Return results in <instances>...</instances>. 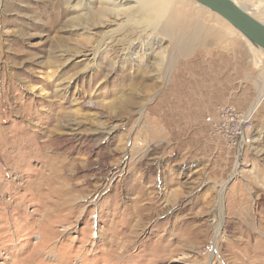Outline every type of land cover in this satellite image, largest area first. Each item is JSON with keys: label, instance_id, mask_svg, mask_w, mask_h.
Masks as SVG:
<instances>
[{"label": "rangeland", "instance_id": "rangeland-1", "mask_svg": "<svg viewBox=\"0 0 264 264\" xmlns=\"http://www.w3.org/2000/svg\"><path fill=\"white\" fill-rule=\"evenodd\" d=\"M187 1L231 43L165 83L170 43L121 51L125 15L93 26L99 0H0V264H264V101L240 156L206 122L252 109L264 54ZM236 1L264 23V0Z\"/></svg>", "mask_w": 264, "mask_h": 264}, {"label": "bare ground", "instance_id": "bare-ground-1", "mask_svg": "<svg viewBox=\"0 0 264 264\" xmlns=\"http://www.w3.org/2000/svg\"><path fill=\"white\" fill-rule=\"evenodd\" d=\"M111 1L99 0L100 7L90 11L88 15L90 22L93 26L104 25L109 28L116 21L117 17L125 15V23L119 25L118 31L121 33H131L132 38H129L121 44V51L133 49L135 43L141 39V36L137 37L136 35L140 30H143V32L148 31L150 33L148 37H151V39L152 36H155L162 41L169 42L171 47L168 51L164 52L166 59L161 61V65L164 66L161 79L165 83L169 81L173 65H175L174 63H177V60L179 61L182 57H187L190 52L197 50L199 46L204 45L213 38L218 40L223 38L227 39V46L231 43L229 40L230 36L224 34L226 29L229 30L226 27L227 24L223 23L218 26H211L207 21L203 19L199 20L201 15H203L201 14L202 12L200 10L195 13L189 11L190 8L187 9V6H189L187 0H118L119 4L112 3ZM233 1L253 17L255 16V13L250 9L249 11L236 0ZM127 2H134L136 8L133 11H131V8H128L126 11L120 10L118 6L126 4ZM215 15L217 17V14ZM193 16L196 17L193 19ZM260 51L264 54L262 49ZM260 62V59L257 58L256 63ZM263 101L264 93L259 96V99L249 111V114H253ZM236 172L237 169L234 171L233 176L236 175ZM225 187L226 184L222 186V189H225Z\"/></svg>", "mask_w": 264, "mask_h": 264}, {"label": "built area", "instance_id": "built-area-1", "mask_svg": "<svg viewBox=\"0 0 264 264\" xmlns=\"http://www.w3.org/2000/svg\"><path fill=\"white\" fill-rule=\"evenodd\" d=\"M206 122L215 135L224 139L228 148L242 155L254 128L253 114L241 112L234 105H221L217 108L216 116L207 117Z\"/></svg>", "mask_w": 264, "mask_h": 264}, {"label": "water", "instance_id": "water-1", "mask_svg": "<svg viewBox=\"0 0 264 264\" xmlns=\"http://www.w3.org/2000/svg\"><path fill=\"white\" fill-rule=\"evenodd\" d=\"M225 19L248 41L264 51V23L257 20L233 0H193Z\"/></svg>", "mask_w": 264, "mask_h": 264}]
</instances>
